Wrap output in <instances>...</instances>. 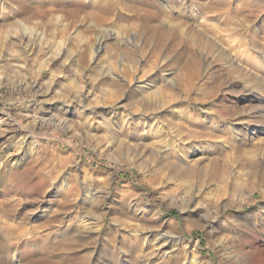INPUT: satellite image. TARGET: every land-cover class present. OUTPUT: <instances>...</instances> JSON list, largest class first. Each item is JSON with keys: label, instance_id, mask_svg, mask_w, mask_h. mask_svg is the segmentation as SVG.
I'll use <instances>...</instances> for the list:
<instances>
[{"label": "rangeland", "instance_id": "obj_1", "mask_svg": "<svg viewBox=\"0 0 264 264\" xmlns=\"http://www.w3.org/2000/svg\"><path fill=\"white\" fill-rule=\"evenodd\" d=\"M139 1L119 0L105 28H101L97 19L87 16L91 9L80 8L89 0H70L72 6L51 0L46 11L26 16L16 12L15 3L0 0V55L6 57L0 63V132L5 134L0 146L10 144V151H15L19 133L29 126L36 130L37 145H21L19 157L36 153L54 184L61 189L74 186L79 202L86 189L107 192L101 211L92 212L99 218L93 229L99 250L107 248L105 236L110 230L121 245L125 233L138 228L144 237L149 230L155 234L140 240L139 245L146 252L158 254L157 264H263L264 187L252 189L249 181L240 190L235 185L243 181L241 178L221 181L213 174L211 160L201 158V154L180 160L174 141L182 142L187 137L188 117L181 115L188 110L208 113L219 109L223 102L243 106L245 78H251L252 83L259 77L264 80V63L255 61L258 52L250 51L252 61L242 63L239 58L244 49L237 47L239 36L248 47L253 44L252 35L264 40V7L258 23L250 22V26L224 37L207 26L214 16L224 25L220 14H194L193 19L206 24L199 25L201 31L235 53V60L245 72L239 68L228 70L225 60L201 48L200 78L188 94L176 72V52L156 55L144 46L146 36L133 27L137 17L130 7H141ZM109 29L121 31L119 38L108 39L97 52L100 35ZM22 31L40 33L41 40L39 37L33 47L29 40L23 44L18 40ZM170 72L174 75L171 82L165 80ZM136 78L155 79L158 87L173 89L178 97L162 110L148 109L147 104L138 101L141 91L133 85ZM210 91L215 96L203 100ZM80 94L88 97L69 112L49 109ZM146 117L149 124H156L154 133L144 123ZM252 140L258 142L257 138ZM259 142L263 144L264 140ZM165 146L170 152L163 150ZM181 146L182 151L187 149L185 141ZM12 165L13 161L7 167ZM184 169L194 171L191 180L197 197L192 198L186 191L189 185L179 173ZM77 209L78 215L81 209ZM75 223L73 219L71 224ZM31 230L29 226L21 238L39 239L44 232L39 228L32 236ZM157 233L171 235L175 241L160 246L155 240ZM119 258L131 260L125 251Z\"/></svg>", "mask_w": 264, "mask_h": 264}, {"label": "bare ground", "instance_id": "obj_2", "mask_svg": "<svg viewBox=\"0 0 264 264\" xmlns=\"http://www.w3.org/2000/svg\"><path fill=\"white\" fill-rule=\"evenodd\" d=\"M9 1L16 4L18 14L26 16L29 12L33 13L31 15H36L40 10L46 11L51 0ZM56 1L57 5L61 6L70 3V0ZM118 3L119 0H89L87 4H81L80 8L91 9L87 16L97 19L100 23H98L99 27L105 28L104 23L107 22L110 14H113V9L118 7ZM139 3L141 7H130L137 17L132 24L133 27L146 36L144 46L153 49L156 55L163 57L165 53L176 52V65H179V70L177 69L176 72H179L184 81L183 90L186 93L189 94L197 79L200 78L202 62L199 50L201 48L211 50L213 55L218 56L217 58L225 60L228 70L234 71L239 68L245 72L241 63L235 60V53L215 40H211L201 31L199 25L205 27L206 24L193 19L194 14L202 16L207 11H215L225 19L224 25L221 26L214 16L207 26L221 33L223 37L231 36L233 31L250 26V22L259 20L264 0H150L147 2L140 0ZM136 7L138 9L135 10ZM27 17L29 19V16ZM22 25L23 28L26 27L25 30L28 29L26 24L22 23ZM120 32L109 29L107 34L100 35L96 51L99 52L105 47L108 39L113 37L118 39ZM252 36L253 44L249 47L246 46L244 38L240 39L239 36L237 47L244 49L239 61L250 63L252 61L250 51L255 50L259 54L255 56V61L264 63V48L261 42L263 39L256 40V36ZM39 37L41 40L40 33L33 35L22 31L18 40L23 44L29 40L33 47L37 45ZM3 60H6V57L0 55V63ZM93 60L96 61L97 58L94 57ZM261 70L264 71V64ZM246 72L249 73L247 70ZM1 77L3 75L0 72V80ZM173 79L174 75L171 72L165 77V80L169 82ZM261 79L259 77L252 83L251 78H245L246 94L243 95L242 100L246 104L243 106H231L223 102L219 104V109L208 113L205 111L195 113L188 110L181 115L188 117V126L187 137L181 139L182 142H176L178 139L174 141L176 145L173 143L176 153L180 156L179 159H186L190 154H201V158L211 160L213 174L221 181L232 182L241 178L243 181H240L238 186L235 182L233 184L240 190L244 189L249 181L252 189L264 187V143L259 142L264 140L262 135L264 134V80ZM114 83L112 85L117 87L118 85ZM133 85L141 91V98L138 101L147 104L146 107L151 110H162L168 102L178 97V93L173 89L158 87L155 79L136 78ZM213 92L203 95L202 99L214 97ZM87 97V94L76 95L70 97L69 101L67 99L54 104L49 109L62 108L65 112H69L71 107L81 105ZM144 123L150 125V132L154 133L156 124H149L147 117ZM156 123L159 125V122ZM23 128V131L19 133V146L15 151H10L12 150L10 144L0 146V264H148L150 261L157 264L159 260L156 259L160 258L158 254L150 250L146 252L139 245L140 240H146L147 237L155 235L151 230L145 232L144 237L138 228H133L131 233H125L121 245L115 240L113 230H110L105 236L107 248L103 250L97 248V237L93 235V229L99 223V218L92 212L101 211L107 192L86 189L79 202L74 186L69 184L68 187L61 189L55 185L53 177L45 171L44 166H41L39 162L41 158L36 153H25L19 157L18 151L21 145L28 142L34 146L37 145L34 139L37 135L36 130L29 126ZM254 138H257L258 142H253ZM4 139L5 134L0 132V141ZM183 141L187 147L184 151L181 146ZM168 147H170L169 144ZM204 147H206L205 150H203ZM163 150L170 152L167 147H163ZM11 161L13 165L7 167ZM181 171L179 170L181 178L187 183L186 185H189L187 193H190L192 198L197 197L198 194L193 190L191 180L195 177L194 171L190 169ZM77 208L81 209L78 215ZM110 209L114 210L112 207ZM214 217H216L215 214ZM73 219L76 220L75 225L71 224ZM29 226L32 227L30 231L32 236L36 229L44 230L41 236L38 235L39 239H31L30 236L24 240L21 238ZM155 240L160 243V246H164L175 241V238L164 233H157ZM120 247L123 250L119 251ZM261 249L264 250V248ZM124 251L128 253L131 260L128 258L120 260L119 255ZM100 254H103L102 259ZM141 258L148 261L142 262ZM262 261L264 264V252Z\"/></svg>", "mask_w": 264, "mask_h": 264}]
</instances>
